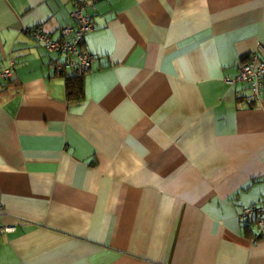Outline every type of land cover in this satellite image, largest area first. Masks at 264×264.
Returning <instances> with one entry per match:
<instances>
[{"label": "crops", "instance_id": "1", "mask_svg": "<svg viewBox=\"0 0 264 264\" xmlns=\"http://www.w3.org/2000/svg\"><path fill=\"white\" fill-rule=\"evenodd\" d=\"M81 2L0 0V264H264V0H97L78 98L25 30Z\"/></svg>", "mask_w": 264, "mask_h": 264}, {"label": "built area", "instance_id": "2", "mask_svg": "<svg viewBox=\"0 0 264 264\" xmlns=\"http://www.w3.org/2000/svg\"><path fill=\"white\" fill-rule=\"evenodd\" d=\"M97 0H82L72 14L75 26L60 29L61 38L52 39L47 32L40 27L25 30V34L36 44L44 46L48 51L58 52L63 56L60 66L69 69L76 74H85L91 68L94 56L88 51L80 49L85 36L94 30L95 22L89 11L94 8ZM69 38V40L67 39ZM259 52H254L239 67L237 80L248 83L249 93L245 96L246 103H253L260 100L262 95L263 76H264V48L259 47ZM12 78L11 68L0 70V80ZM5 217L4 211L0 208V219ZM239 217L242 221L254 218L252 222L256 225L257 234L253 238L264 237V197H260L256 204L242 209ZM15 226H0V231L13 232Z\"/></svg>", "mask_w": 264, "mask_h": 264}, {"label": "trees", "instance_id": "3", "mask_svg": "<svg viewBox=\"0 0 264 264\" xmlns=\"http://www.w3.org/2000/svg\"><path fill=\"white\" fill-rule=\"evenodd\" d=\"M82 75L83 74L80 75V74L73 73L72 76H70L69 78H66V88H67V91H68L67 94L69 97L72 94H75L76 96H78V98L83 96Z\"/></svg>", "mask_w": 264, "mask_h": 264}]
</instances>
